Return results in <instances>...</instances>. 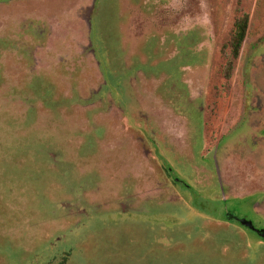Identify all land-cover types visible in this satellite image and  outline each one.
I'll list each match as a JSON object with an SVG mask.
<instances>
[{"label": "rangeland", "instance_id": "rangeland-1", "mask_svg": "<svg viewBox=\"0 0 264 264\" xmlns=\"http://www.w3.org/2000/svg\"><path fill=\"white\" fill-rule=\"evenodd\" d=\"M61 263L264 264V0H0V264Z\"/></svg>", "mask_w": 264, "mask_h": 264}, {"label": "trees", "instance_id": "trees-1", "mask_svg": "<svg viewBox=\"0 0 264 264\" xmlns=\"http://www.w3.org/2000/svg\"><path fill=\"white\" fill-rule=\"evenodd\" d=\"M249 23L250 15L248 13L243 14L235 21L234 32L230 40L231 55L227 59L224 69L226 79H230L232 77V73L235 67V61L240 57L248 34Z\"/></svg>", "mask_w": 264, "mask_h": 264}, {"label": "water", "instance_id": "water-1", "mask_svg": "<svg viewBox=\"0 0 264 264\" xmlns=\"http://www.w3.org/2000/svg\"><path fill=\"white\" fill-rule=\"evenodd\" d=\"M241 221H242V223H244V224L256 229V227H255V225H254V223L252 221H248V220H245V219H241Z\"/></svg>", "mask_w": 264, "mask_h": 264}, {"label": "flooded vegetation", "instance_id": "flooded-vegetation-1", "mask_svg": "<svg viewBox=\"0 0 264 264\" xmlns=\"http://www.w3.org/2000/svg\"><path fill=\"white\" fill-rule=\"evenodd\" d=\"M231 217H233V215H232ZM234 217H235V216H234Z\"/></svg>", "mask_w": 264, "mask_h": 264}]
</instances>
